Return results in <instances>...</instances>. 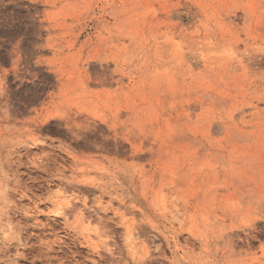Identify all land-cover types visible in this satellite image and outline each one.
I'll return each instance as SVG.
<instances>
[{
  "label": "rangeland",
  "instance_id": "rangeland-1",
  "mask_svg": "<svg viewBox=\"0 0 264 264\" xmlns=\"http://www.w3.org/2000/svg\"><path fill=\"white\" fill-rule=\"evenodd\" d=\"M0 264H264V0H0Z\"/></svg>",
  "mask_w": 264,
  "mask_h": 264
},
{
  "label": "bare ground",
  "instance_id": "bare-ground-1",
  "mask_svg": "<svg viewBox=\"0 0 264 264\" xmlns=\"http://www.w3.org/2000/svg\"><path fill=\"white\" fill-rule=\"evenodd\" d=\"M84 86H85V84H84ZM101 204V203H100ZM78 208V207H77ZM55 213H57V214H63L64 215V213L61 211V208L60 207H58L57 209H56V211H55ZM55 215V214H54ZM66 216V215H65ZM85 218V217H84ZM84 218H81V219H84ZM83 221V220H82ZM176 221V220H175ZM85 232V231H84ZM87 232H89L88 230H87ZM86 235V234H85ZM130 236V235H129ZM90 237V236H89ZM131 237V236H130ZM128 240V239H127Z\"/></svg>",
  "mask_w": 264,
  "mask_h": 264
}]
</instances>
